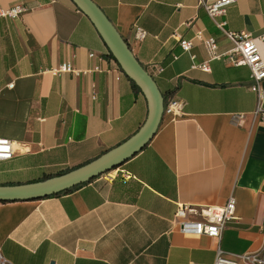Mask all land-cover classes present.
Segmentation results:
<instances>
[{
	"label": "crops",
	"instance_id": "obj_1",
	"mask_svg": "<svg viewBox=\"0 0 264 264\" xmlns=\"http://www.w3.org/2000/svg\"><path fill=\"white\" fill-rule=\"evenodd\" d=\"M15 1L0 0V7ZM21 1L24 12L0 17V135L16 145L0 160V184L81 166L133 134L149 111L146 94L73 0ZM94 1L164 97L184 100L183 112H163L151 138L110 169L111 177L104 171L46 196L0 200L4 255L12 264L211 262L216 238L182 233L173 217L179 203L220 205L231 193L236 216L218 244L228 253L259 249L264 119L252 114L249 67L209 58L197 29L214 35L219 51L231 41L197 0ZM221 17L226 28L250 32L264 58V0H235ZM137 26L146 30L141 39ZM180 37L192 38L190 51ZM67 60L75 71L47 70ZM204 61L207 69L193 65Z\"/></svg>",
	"mask_w": 264,
	"mask_h": 264
},
{
	"label": "built area",
	"instance_id": "obj_2",
	"mask_svg": "<svg viewBox=\"0 0 264 264\" xmlns=\"http://www.w3.org/2000/svg\"><path fill=\"white\" fill-rule=\"evenodd\" d=\"M235 0H197L198 4L202 5L213 21L222 30L223 34L231 41V47L224 51H219L217 40L214 35L203 36L200 29H197L195 36L202 39L209 58L224 57L232 64H246L250 70L251 81L249 88L257 94V104L252 111L254 117L264 119V86L262 80L264 79V58L261 54L260 48L251 35L246 30H233L225 27L226 20L221 16L224 15L226 7ZM27 9L26 4L21 1H15L9 5L0 7V17L9 16L16 17ZM146 30L140 26L135 29L136 38H143ZM260 38L264 40V28L260 34ZM180 45L186 51H190L193 41L192 38L179 39ZM94 55V51L89 52ZM194 54L191 53V57ZM198 65L203 69L208 68L207 61ZM52 74L61 72L75 71V67L70 61H64L47 68ZM156 70H161L158 66ZM12 85V82L9 83ZM184 100L175 95H167L164 97L163 112L175 117L182 114ZM242 116L241 113H234L233 117L238 118ZM16 151L14 141L7 137L0 135V160L8 159L13 156ZM110 170L106 171V176L111 177ZM236 209V197L234 194H229L224 203L220 205H197L194 203H179L177 205L173 221L177 223L180 232L194 235H207L216 238L217 245L215 248V256L211 262H203L190 260L188 264H239L245 262L248 264H264V240L262 245L257 250H245L240 253H228L224 251L218 244L221 231L226 222L234 218ZM0 264H12L11 261L4 255L0 243ZM54 264V263H50Z\"/></svg>",
	"mask_w": 264,
	"mask_h": 264
},
{
	"label": "water",
	"instance_id": "obj_3",
	"mask_svg": "<svg viewBox=\"0 0 264 264\" xmlns=\"http://www.w3.org/2000/svg\"><path fill=\"white\" fill-rule=\"evenodd\" d=\"M73 1L94 23L122 69L146 94L149 100L148 115L143 124L133 134L81 166L31 182L0 184V200L32 199L46 196L65 190L110 170L142 148L154 134L161 120L164 95L152 74L137 59L128 42L94 0Z\"/></svg>",
	"mask_w": 264,
	"mask_h": 264
},
{
	"label": "trees",
	"instance_id": "obj_4",
	"mask_svg": "<svg viewBox=\"0 0 264 264\" xmlns=\"http://www.w3.org/2000/svg\"><path fill=\"white\" fill-rule=\"evenodd\" d=\"M111 53V52H110ZM112 54V53H111ZM113 55V54H112ZM135 84V83H134ZM69 188H71V187H69ZM69 188H67V189H69Z\"/></svg>",
	"mask_w": 264,
	"mask_h": 264
}]
</instances>
